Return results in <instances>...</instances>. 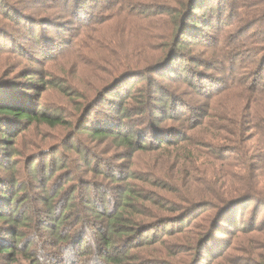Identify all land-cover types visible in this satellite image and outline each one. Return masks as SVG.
Returning <instances> with one entry per match:
<instances>
[{
    "label": "trees",
    "instance_id": "16d2710c",
    "mask_svg": "<svg viewBox=\"0 0 264 264\" xmlns=\"http://www.w3.org/2000/svg\"><path fill=\"white\" fill-rule=\"evenodd\" d=\"M224 1L175 0L173 5L153 8L156 15L166 16L164 23L170 37L161 39L167 43L161 46V54L153 64L143 70L121 72L117 78L126 79L130 72L145 78L146 84L141 86L145 89L143 98L131 103L128 99L132 95L126 93V101L114 110L119 121H98L84 128L89 133V143L101 140L109 152L113 148L114 156L99 158L96 151L84 148L88 161L84 158L78 169L71 167L66 176L72 178L71 185L62 190L59 186L63 175L56 177L54 173L51 183L57 194L48 197L50 191L46 189L44 197L39 198L44 208L30 207L37 213V221L19 223L29 217L20 219L16 196L3 191L4 181H0V221L8 223L6 234L12 239L11 243L0 241V254L12 260L25 237L29 239L26 257L35 258L33 264H162L160 255L174 254V247L183 251L184 258H173L186 259L184 264H197L205 255L213 259L221 254L215 255L212 248L219 237L216 232H231L247 202L253 200V211L264 205V183L260 180L264 178V0H254L253 7L249 6L251 0H234L232 6L231 0ZM73 3V8L65 12L72 18L79 0ZM107 10L98 9L91 15L82 11L78 19L92 26L108 22L128 9L121 2L101 13ZM230 15L233 24L236 20L246 25H242L244 31L255 25L262 28L252 30L250 37L230 35L226 23ZM208 28L215 30L209 42L215 48L230 36L243 46L248 42L254 47L243 52L250 53L247 57L232 55L231 59L239 60V64L236 61L231 67V62L225 61L230 64H222L221 79L197 72L198 85L185 87L200 96L202 102L178 98L171 87L151 80L154 73L174 80L175 86L184 85L187 80L182 77L187 71L182 70V61L194 62L184 48L195 42L206 46ZM238 30L234 31L241 35L242 30ZM225 64L231 68H225ZM10 97L0 102L2 135H12L9 125L19 131L26 128L24 124H60V118L24 107L21 96L16 97L14 91ZM150 108L160 115H149ZM132 113L144 115L143 119L149 115V131L124 124L126 118H134ZM169 120L183 128L161 126ZM72 138L77 141L75 145L80 144L79 138ZM54 151L59 152L58 148ZM130 157L137 161L139 169L125 168L117 161ZM141 157L144 160H139ZM207 168L211 170L208 177L202 174ZM85 171L91 175L85 176ZM49 173L48 170L46 180ZM19 224L23 226L15 227ZM164 236L171 239L165 242ZM37 238L40 243L30 246Z\"/></svg>",
    "mask_w": 264,
    "mask_h": 264
},
{
    "label": "rangeland",
    "instance_id": "374dc122",
    "mask_svg": "<svg viewBox=\"0 0 264 264\" xmlns=\"http://www.w3.org/2000/svg\"><path fill=\"white\" fill-rule=\"evenodd\" d=\"M173 1L175 0H79V5L75 9L76 15L72 18L65 12L70 7L73 8V0H0V102L10 99V93L14 91L16 97H22L19 100L24 103V107L44 111L61 119L60 124L53 127L45 123H32L24 124L23 127L26 128L18 131V128L9 125L8 131H11L9 134L12 135L0 133V181H4L1 186L3 191L16 196L18 205H15L16 209L18 206L20 219L24 215L29 217L28 220L24 219L19 223H27L30 219L38 220L37 213L35 214L34 209L31 210L30 207L44 208V203L39 198L44 197L46 189L50 191L48 197L57 194L55 186L51 183L55 176L63 175L59 186L61 189H58L62 190L71 185L72 178L66 176L70 169H78L77 165L86 159L84 148L96 151L99 158L114 156L113 148L109 152L108 146L102 144L101 140L89 143L91 139L84 128L98 121H119L120 116H117L114 110L116 106L126 101L124 98L126 93H131L132 96L128 99L131 103L143 98L145 89L141 86L146 84L145 78L135 76L133 72L128 73L131 75L125 77L126 79L117 78L121 72L131 69L143 70L144 66L153 64L152 62L160 56L161 46L167 43V40L161 37H170V32L164 23L166 16L156 15L153 8L158 9L160 5L165 4L173 5ZM233 1L231 0L232 4L229 3L230 6L234 4ZM255 1L258 3L259 0ZM121 2L128 10L112 17L108 22L89 26L88 22H81L83 18L80 21L78 19L82 11L91 15L98 9L100 11L108 9L101 12L105 14L115 5H121ZM256 2L251 0L249 6L253 7ZM201 12L203 13L202 10ZM238 19L240 20L239 17ZM242 19L244 17H241ZM226 20L229 24L227 28L230 30L229 34L241 38L246 35L250 37L252 30L262 28L253 25L251 30L244 31L242 27L246 25L242 22L238 24L236 20L233 24L231 15ZM237 28L238 32L242 30L241 35L234 31ZM206 31L210 33L204 42L206 46L195 42L184 48V52L194 60L182 61V70L187 71L182 77L187 80L184 85L175 86L174 80L154 73L151 80L168 85L178 98L202 102L200 96H195L192 93L194 91L185 87L188 84L198 85L197 72L203 71L212 78L221 79L223 72L221 68L225 61H230L231 67L236 61L239 64V60L231 59L232 55L237 53L241 57H247L250 53L245 55L243 52L254 47L248 42L243 46L239 40L235 41L230 36L227 42L223 41L215 48L209 44L210 37L216 34L215 30L208 28ZM228 64H225V68L230 69ZM155 93L156 91H152V94ZM151 110L150 108L148 111L149 115L158 113L156 109L152 110V113ZM132 115L134 118H126L124 124L131 123L138 131H149L150 123L146 118L149 115H146L145 119L144 115L134 113ZM163 125L183 128L181 124L171 120L163 122L161 126ZM72 137L79 138L82 145H75L77 141ZM57 148L59 152L56 153L54 150ZM114 148L117 149L115 145ZM139 160L144 158L141 157ZM117 161L125 168H137V161L135 162L133 157ZM48 170L51 173L46 180ZM202 174L208 177L211 170L207 168ZM90 175V172L85 171V176ZM260 180L264 183L262 176ZM19 183L22 187H14L15 184L20 185ZM2 207L3 205H0L1 210ZM46 215L45 210L43 216ZM237 216L239 221L231 232H216V237L219 236L218 238L222 240L217 238L212 248L217 252L215 255H218V252L221 254L213 259L205 255L197 264H264V205H259V208L253 211L251 200L247 202L244 212H239ZM21 226L23 225H15ZM8 227V223L0 221V241L11 243L12 239L6 234ZM167 239L171 238L163 237L165 242ZM27 240L29 239L26 237L20 240L18 251L12 260L0 254V264H33V261L35 263V258L30 257L29 260L26 257ZM37 243H40L39 238L30 246ZM173 251L174 254L171 255H160V263L184 264L186 259L173 258L175 255L182 256L183 251L176 247ZM149 254L150 251L144 253V257L147 258ZM153 255L156 256L157 253Z\"/></svg>",
    "mask_w": 264,
    "mask_h": 264
}]
</instances>
